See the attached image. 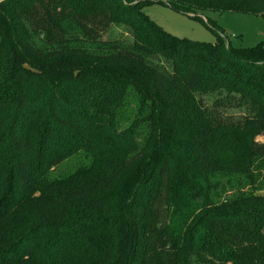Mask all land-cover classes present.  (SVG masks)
<instances>
[{
    "label": "trees",
    "instance_id": "trees-1",
    "mask_svg": "<svg viewBox=\"0 0 264 264\" xmlns=\"http://www.w3.org/2000/svg\"><path fill=\"white\" fill-rule=\"evenodd\" d=\"M152 3L264 17L0 1V264H264V193L217 194L264 180V39L178 38Z\"/></svg>",
    "mask_w": 264,
    "mask_h": 264
},
{
    "label": "rangeland",
    "instance_id": "rangeland-1",
    "mask_svg": "<svg viewBox=\"0 0 264 264\" xmlns=\"http://www.w3.org/2000/svg\"><path fill=\"white\" fill-rule=\"evenodd\" d=\"M145 15L160 26L165 32L178 38L190 40L215 42L217 35H221L235 48L253 47L264 39V17L252 14H240L231 12H206L197 18L192 14L186 15L176 12L169 7L152 3L143 6ZM209 21L213 25L207 26ZM205 104L210 105L211 99H204ZM238 115V111H229L228 114ZM259 141H264V137H258ZM263 170V169H261ZM258 180L255 178L252 187L244 180L239 181L233 178L218 189L219 199L229 196L236 189L242 188L246 191H258L264 193V180L262 174Z\"/></svg>",
    "mask_w": 264,
    "mask_h": 264
},
{
    "label": "water",
    "instance_id": "water-1",
    "mask_svg": "<svg viewBox=\"0 0 264 264\" xmlns=\"http://www.w3.org/2000/svg\"><path fill=\"white\" fill-rule=\"evenodd\" d=\"M1 1V0H0Z\"/></svg>",
    "mask_w": 264,
    "mask_h": 264
}]
</instances>
